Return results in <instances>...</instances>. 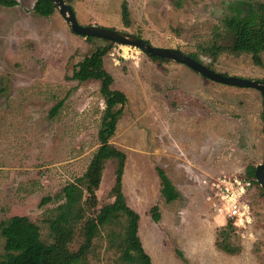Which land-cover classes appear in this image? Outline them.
Segmentation results:
<instances>
[{"label": "rangeland", "instance_id": "1", "mask_svg": "<svg viewBox=\"0 0 264 264\" xmlns=\"http://www.w3.org/2000/svg\"><path fill=\"white\" fill-rule=\"evenodd\" d=\"M18 1L0 5V221L28 215L47 237L49 219L63 201L58 194L84 174L100 145L106 106L99 80L80 82L67 75L83 55L108 41L74 32L57 7L44 16L34 10L36 0ZM66 1L83 24L198 52L219 72L264 80V64L229 48L222 22L241 2L264 0H126L129 25L124 0ZM215 26L226 48L212 60L202 48L214 38ZM105 61L113 87L128 97L110 141L127 153L123 192L141 215L139 234L152 264H185L177 250L190 264H264L262 189L256 185L249 195L253 215L242 235L210 201L205 183L224 173L244 176L249 165L264 160L260 90L214 81L185 63L155 60L127 44L114 42ZM157 165L171 176L180 199L167 202L161 195ZM116 168V160L108 161L97 205L87 216H96L114 198ZM156 203L158 221L151 212ZM123 222L100 225L77 264H126L120 239L111 235L119 236ZM84 224H78L72 250L85 241ZM3 245L0 237V253Z\"/></svg>", "mask_w": 264, "mask_h": 264}, {"label": "trees", "instance_id": "2", "mask_svg": "<svg viewBox=\"0 0 264 264\" xmlns=\"http://www.w3.org/2000/svg\"><path fill=\"white\" fill-rule=\"evenodd\" d=\"M18 0H0L1 6L12 7ZM34 10L44 16L52 15L56 10L53 0H36ZM236 12L226 15L223 26L229 36V48L236 53L247 52L252 55L258 65L264 64V2H241ZM122 14L127 25L130 24V9L126 0L122 3ZM214 38L211 43L203 46L202 51L212 60H216L220 52L226 48L219 41L225 37L220 26H215ZM96 36H87L93 38ZM107 40V39H106ZM107 46H99L92 52L83 55L75 62L71 75L68 78L80 82L96 79L101 82L100 91L105 97L106 106L102 114V121L98 132L99 147L94 152L86 171L75 181L67 183L59 197L63 200L55 208V215L49 219V233L45 237L41 226L28 215L15 214L0 221V237L3 238V252L0 253V264H77L93 243L100 225H115L120 222L119 236L112 232L113 238L120 239L122 249L121 258L126 264H152L150 254L144 248L139 234L140 213L131 207L123 192V178L126 169L127 153L114 145L110 139L116 133L118 122L124 114L128 101L127 94L113 87L114 76L106 66V55L113 41L107 40ZM149 41V40H148ZM149 57L159 61H170L146 53ZM197 60L209 67L212 64L204 62L198 52H189ZM202 58V59H201ZM62 102V101H61ZM56 105L58 108L61 104ZM264 117V114H263ZM110 160L117 161L116 179L113 186L114 198L102 205L96 216H87L90 210L97 205V189L99 188L105 167ZM156 171L160 179L161 195L167 202L181 198L171 176L166 170L157 165ZM246 178L264 189L256 179V165H249ZM153 218L160 219L159 204L153 205ZM84 224L85 241L77 250L70 245L75 239L78 224ZM229 227L236 231V226L229 220ZM185 264L189 259L181 250H177Z\"/></svg>", "mask_w": 264, "mask_h": 264}, {"label": "water", "instance_id": "3", "mask_svg": "<svg viewBox=\"0 0 264 264\" xmlns=\"http://www.w3.org/2000/svg\"><path fill=\"white\" fill-rule=\"evenodd\" d=\"M53 1L74 32L84 36L102 37L115 43L131 45L141 49L145 53L185 63L195 71L217 82L257 88L262 93L264 109L263 79H255L219 72L179 48L154 45L142 36L126 30L103 26L100 24H83L79 21L74 7L66 0ZM256 179L264 189V160L256 166Z\"/></svg>", "mask_w": 264, "mask_h": 264}, {"label": "built area", "instance_id": "4", "mask_svg": "<svg viewBox=\"0 0 264 264\" xmlns=\"http://www.w3.org/2000/svg\"><path fill=\"white\" fill-rule=\"evenodd\" d=\"M205 183L210 186L208 198L215 208L225 214L236 226L237 232L243 235L253 215L249 202V195L253 193L255 186L252 180L245 176L224 173L208 179Z\"/></svg>", "mask_w": 264, "mask_h": 264}, {"label": "crops", "instance_id": "5", "mask_svg": "<svg viewBox=\"0 0 264 264\" xmlns=\"http://www.w3.org/2000/svg\"><path fill=\"white\" fill-rule=\"evenodd\" d=\"M175 184V183H174ZM177 188V187H176Z\"/></svg>", "mask_w": 264, "mask_h": 264}, {"label": "bare ground", "instance_id": "6", "mask_svg": "<svg viewBox=\"0 0 264 264\" xmlns=\"http://www.w3.org/2000/svg\"><path fill=\"white\" fill-rule=\"evenodd\" d=\"M247 176V175H246Z\"/></svg>", "mask_w": 264, "mask_h": 264}]
</instances>
